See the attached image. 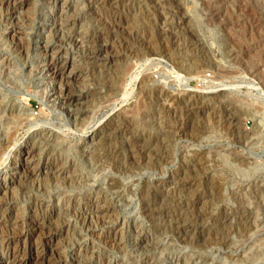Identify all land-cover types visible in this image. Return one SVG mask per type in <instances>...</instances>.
I'll return each mask as SVG.
<instances>
[{
  "label": "rangeland",
  "instance_id": "rangeland-1",
  "mask_svg": "<svg viewBox=\"0 0 264 264\" xmlns=\"http://www.w3.org/2000/svg\"><path fill=\"white\" fill-rule=\"evenodd\" d=\"M65 1L81 21L78 34L63 35L60 47L81 71L72 89L90 90V112L79 125L70 124L68 110L47 100L48 87L28 78L27 70L38 67L35 55H19L11 27L0 25V58L10 60L0 70L12 76L5 82L0 74L1 96L22 100L24 114L36 119L14 130L10 154L0 158V184L19 145L42 131L57 134L53 155L61 164L74 161L82 183L61 177L59 198L50 200L58 217L47 219L56 226L70 214L71 201L60 198H76V207L84 194L99 193L121 225L115 239L123 249L69 234L59 237L51 258L59 264H167L178 258L181 264H264V0ZM29 3L17 16L36 26L45 25L44 16L57 6L51 0ZM32 23L17 37L23 44L35 34ZM212 80L222 83L221 90H211L219 87ZM204 89L206 98L197 93ZM95 131L102 135L94 153L81 156ZM9 180L8 191L0 189L5 226L17 215L28 218L34 203L32 185L9 186ZM144 207L155 212L154 220L140 214ZM178 226L186 236L178 235ZM132 227L152 240L151 250L133 246ZM16 233L3 228L1 236L13 239ZM75 243L85 248L79 258Z\"/></svg>",
  "mask_w": 264,
  "mask_h": 264
},
{
  "label": "bare ground",
  "instance_id": "bare-ground-1",
  "mask_svg": "<svg viewBox=\"0 0 264 264\" xmlns=\"http://www.w3.org/2000/svg\"><path fill=\"white\" fill-rule=\"evenodd\" d=\"M44 1H50V0H44ZM51 1L57 3V6H55L56 8L53 9L48 14H46V16H44L46 19L45 25L36 26L34 25L35 23L33 24L32 22H30L29 19L23 18V20H20L19 18H21V16L20 15H19L20 17L17 16L27 6L30 0H0V25H7L11 27L10 28L11 32H9V34L11 33L12 47L14 50H16V52H18L19 55L24 56L26 55V53H31L35 55L37 62L36 64L38 67H36L34 70H27L26 72L27 76L31 75V77H33L34 80H36L37 82L44 83V85L48 87L47 100L49 101V103H52L53 106L63 108L64 110L66 109V111L68 110L67 112L69 115L68 119L70 120V124L72 123L75 125L76 124L79 125L78 122L84 120L81 118H84V116L90 112L89 111L90 110L89 106H91L90 104L91 102L89 101L90 90L87 88L85 90L75 92L74 89H72L73 83L78 81V79L81 77V71L75 67V64L72 59L63 56V52L61 51L60 44L62 43L63 35L66 36L65 38L69 39L74 34L75 35L78 34L75 31V28L79 26L80 18L77 15H72L71 12L72 6L70 5L69 2L63 0V2L59 4L60 0H51ZM109 1L110 0H101L100 3L102 5H109ZM88 4H89L87 6L88 10H91L92 12V10H94L92 6V2ZM31 23H32L31 29L35 32V34L33 33V35H31V43L28 44L27 42V44H23L24 42H20V38L17 39V37L24 33L22 28L26 29L27 26L31 25ZM74 42L77 45L79 43L78 41L75 40ZM98 53H101V47ZM3 67L5 68L10 67V60L8 58L6 59L0 58V68L2 69ZM107 72L109 71L107 70ZM0 74L3 76L2 79L5 82H8L10 79H12L10 70L7 69L0 70ZM138 75L139 74L134 75V80H133L134 83L138 79ZM28 78H30V76ZM110 80L112 79L110 78ZM110 80L107 82H110ZM209 82L211 83V86L212 85L219 86L211 90L218 91L217 89H220L222 87L221 82H216L214 80ZM39 83L37 84L39 85ZM137 84H139V81H137ZM106 86L108 85L106 84ZM141 86H143V82L141 83ZM205 91H209V90L207 89L199 90L197 93L199 95L200 94H202L203 96L205 95L206 98V96L209 95L210 93H206ZM1 92L2 91L0 90V158L10 154L11 152L10 149H12V147L9 148V146L14 139V130L22 126L24 122H29L31 119L32 121L36 120L31 115L24 114V109H22L23 106L21 103L22 100L17 101L15 97L12 95L11 96L7 95L4 98L3 96H1ZM259 97L264 99V93H259ZM78 105L84 106V110L83 109L75 110L76 106ZM86 119H88V117H86ZM100 134L101 132L95 131L92 133V135H90V137L88 138L89 140L84 143L83 147L85 151L82 152L81 156L85 155L87 158V156L94 151L93 149L94 146H97V141H100L99 139L101 138L100 136L102 135ZM32 136L30 137L29 141L25 142L22 145H19V147L15 150L14 156L10 158L9 163L5 166L7 168V174H5V176L3 177V181H1L0 184L1 191H6V192L8 191L7 185L5 183L6 179L8 180L11 179V181L10 180L8 181L9 186L11 185L12 181H16L17 184L21 186L23 189H27L31 185L34 188L32 192L34 203L29 210L30 215L28 218L25 217L17 218L18 217L17 215V217H12L13 218L12 222L5 226L4 222L1 221L2 215H0V264H59L57 261L51 258V255H54V252H56V248L58 246L57 244L59 242V237H61L62 235H65L64 237H66L69 234L71 236H77L79 239H81V241H84L85 238H91L95 240L99 238L100 239L98 240L99 242H101L106 246H109L110 248L113 249L115 248V250L117 249V252L118 250H122L123 244L121 242V239H119V241L118 239H115V237L121 231V225L112 216L113 215L112 207H110L109 204H106V201H104L102 198L99 199L97 197L96 194L99 193H95L94 196H91L90 193L84 194V196L82 195L83 198L81 197L82 199L80 200L82 201V204H79L76 207L74 205V203L77 202L76 198H70V197L64 199L60 198V201L64 203L71 201L69 202L70 204H72V210H70V214L68 216L65 215V218L63 217L64 220L58 223V225L56 226L54 224L52 225L51 218L47 219V216L49 214H53L57 216L56 215L57 210L55 206L52 205L54 202L50 200L54 197H56L57 199L59 198L60 193L56 191L55 186L61 183V180L64 181V179H62L61 177H63L66 174L71 175L67 179V181L65 180L70 185H73L75 183L80 184L82 183L81 181L82 179L81 180L77 179L78 177L75 174L74 161L73 162L71 161L70 163L67 164H63V163L61 164L62 159H60L59 157H55L53 155L54 151L56 150H55V145L53 144L54 142L52 143L51 140L53 139L52 138L53 136L57 137V134H54L51 131H42L40 134L34 135L33 137ZM44 145L45 148L42 149ZM47 145H48V149H47ZM83 159H85V157ZM130 159H132V156H130ZM40 177H42L43 179L42 178L40 179ZM77 180L79 182H77ZM73 181L76 182L73 183ZM52 184L54 187H52ZM44 196L48 198V201H46V203H44V201L42 200V197ZM57 199L55 201H57ZM1 202L2 201L0 200V211L4 210ZM150 210L152 209L150 208ZM153 213L155 212L154 211L151 212L147 209V207L146 208L144 207L143 209H141L140 214L146 218H150L153 216ZM136 222H137L136 220L133 221V223L135 224ZM3 228H11L12 230H16L17 232L16 236L13 239L2 238L1 233ZM174 229L177 231L180 237L186 236L185 229L179 226L178 228L174 227ZM138 233L139 231H137L136 227H132L131 232H129L130 235H134L137 237L136 240L133 242L134 243L133 246L138 251L141 250L146 252L149 249L151 250V246L152 245L154 246V243L151 242L152 240H149L147 237H144L143 235ZM13 244L16 246L13 247L12 249L10 248L9 250L8 249L9 246ZM77 247H78L77 254L76 255L74 254L76 256L75 258H79L80 249L83 251L85 249L80 243L77 244ZM126 247L127 246H125V248ZM154 249H156V247ZM84 260H82V262ZM118 262H107V264H117ZM104 263H106V260L104 261ZM82 264H86V263H82ZM142 264H150V263L146 260H143ZM167 264H181V261L178 258L175 259L174 261L170 260Z\"/></svg>",
  "mask_w": 264,
  "mask_h": 264
}]
</instances>
